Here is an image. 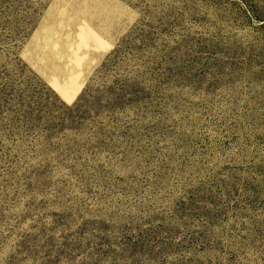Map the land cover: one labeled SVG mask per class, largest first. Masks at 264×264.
Here are the masks:
<instances>
[{"label":"rangeland","instance_id":"374dc122","mask_svg":"<svg viewBox=\"0 0 264 264\" xmlns=\"http://www.w3.org/2000/svg\"><path fill=\"white\" fill-rule=\"evenodd\" d=\"M0 264H264V0H0Z\"/></svg>","mask_w":264,"mask_h":264}]
</instances>
